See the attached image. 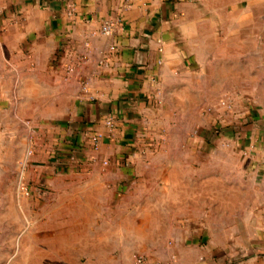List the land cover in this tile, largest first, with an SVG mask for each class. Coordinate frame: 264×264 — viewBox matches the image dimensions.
Returning <instances> with one entry per match:
<instances>
[{"label": "crops", "instance_id": "crops-1", "mask_svg": "<svg viewBox=\"0 0 264 264\" xmlns=\"http://www.w3.org/2000/svg\"><path fill=\"white\" fill-rule=\"evenodd\" d=\"M5 193L0 264H264V0H0Z\"/></svg>", "mask_w": 264, "mask_h": 264}, {"label": "rangeland", "instance_id": "rangeland-1", "mask_svg": "<svg viewBox=\"0 0 264 264\" xmlns=\"http://www.w3.org/2000/svg\"><path fill=\"white\" fill-rule=\"evenodd\" d=\"M199 115H196L194 114V119L195 121L199 118L198 117ZM260 126V125H259ZM258 126V130L261 129L262 126L259 127ZM177 132V133H176ZM199 132V128L195 127L194 130H192V132H190V136H197ZM243 134L245 133L244 131H242ZM167 132H164V135L166 134ZM174 137H177V138H180V137H184V136H187L184 132H182V128L180 129H177L176 131H174ZM222 148V151L221 153H225L223 152V150H225L226 148H228V144H222L220 146ZM172 148L173 149H178L180 148L181 151H185V145H182V144H173L172 145ZM225 148V149H224ZM219 147L216 145V144H210V146L207 147V150H202L204 152H209V153H212V152H217L219 151L218 150ZM237 149L239 150V153H242L243 154V159L245 157V148L243 146H237ZM168 151V150H167ZM199 148H196L195 149V153H199V152H202ZM228 152V151H226ZM238 152V151H237ZM227 155V154H226ZM228 156V155H227ZM198 163V164H197ZM199 163H201V161L199 162H196L195 166L197 167H200L199 166ZM244 166V165H243ZM229 167V165H227V168ZM11 194L10 193H5V196L4 198H2L0 201L2 203V207L0 209V249L2 250H5L6 252L9 251V247L11 245V241L9 240V234L11 232V229H15V225H11L10 224V220L11 219H15L16 217H20L21 216H25L26 214V210L23 209V210H17V209H12L10 208L9 206V201L11 199ZM37 198L35 197L33 200L35 201ZM38 200L42 201L44 200L43 198L39 197ZM33 217H40V216H43V213L45 212V210H43L40 206H37V205H33ZM70 211H73V210H70ZM102 212H104V214H102L103 216H111V218L113 217H116L117 215V211H115V209H109V210H102ZM116 212V213H115ZM81 218H82V221H83V225H82V241H81V250L82 252H87V253H90V251H96V244L98 243L96 240H89L88 238H92V235H91V232H90V229H91V226L89 225L90 221L97 218V215L98 217L101 216V214H98V210H97V214H96V210L95 209H92V208H87V209H82L81 210ZM73 215V214H72ZM13 224V223H12ZM93 228L96 227V225H92ZM19 229L22 227L18 224L17 226ZM38 228H41L42 225L39 224L37 226ZM113 227V226H112ZM73 228V226H72ZM108 228H110V226H108ZM67 233H70V238L66 240V245L68 246H72L73 244L76 243V245L79 243L76 242L73 240V229L67 231ZM68 235V234H67ZM24 245L26 242H22ZM28 246L29 248L32 249V251L34 253H37V252H40L41 250V242L40 241H33V242H28ZM8 254V253H6ZM35 258V257H34ZM18 260H20V258H18ZM86 262V259H83V263ZM35 264H41V261L40 259L35 261Z\"/></svg>", "mask_w": 264, "mask_h": 264}, {"label": "built area", "instance_id": "built-area-1", "mask_svg": "<svg viewBox=\"0 0 264 264\" xmlns=\"http://www.w3.org/2000/svg\"><path fill=\"white\" fill-rule=\"evenodd\" d=\"M116 24L114 22H111V21H106L103 26H102V33L106 34V35H109L111 33L114 32L115 30V26ZM69 70H73L72 67L69 68ZM107 125L109 127H112L113 126V120L110 119L108 120L107 122ZM101 139H102V134L100 133H97L93 138H92V142H93V146H94V149L95 150H98L99 149V145H100V142H101ZM105 164H107V162H104ZM135 261H136V264H152L148 258H146L145 256H136L135 257Z\"/></svg>", "mask_w": 264, "mask_h": 264}]
</instances>
